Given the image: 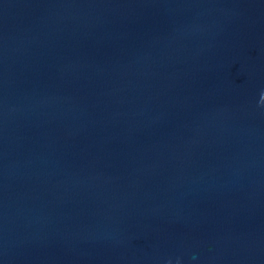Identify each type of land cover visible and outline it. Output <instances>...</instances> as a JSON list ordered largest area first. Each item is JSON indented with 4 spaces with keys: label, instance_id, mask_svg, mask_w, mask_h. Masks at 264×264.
I'll return each instance as SVG.
<instances>
[{
    "label": "water",
    "instance_id": "water-1",
    "mask_svg": "<svg viewBox=\"0 0 264 264\" xmlns=\"http://www.w3.org/2000/svg\"><path fill=\"white\" fill-rule=\"evenodd\" d=\"M0 264H264V0H0Z\"/></svg>",
    "mask_w": 264,
    "mask_h": 264
}]
</instances>
